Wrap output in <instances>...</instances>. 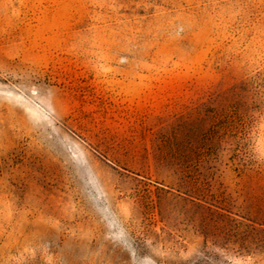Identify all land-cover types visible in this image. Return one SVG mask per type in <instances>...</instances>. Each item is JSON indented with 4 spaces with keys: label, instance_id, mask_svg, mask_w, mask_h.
Wrapping results in <instances>:
<instances>
[{
    "label": "rangeland",
    "instance_id": "374dc122",
    "mask_svg": "<svg viewBox=\"0 0 264 264\" xmlns=\"http://www.w3.org/2000/svg\"><path fill=\"white\" fill-rule=\"evenodd\" d=\"M0 264H264V0H0Z\"/></svg>",
    "mask_w": 264,
    "mask_h": 264
}]
</instances>
